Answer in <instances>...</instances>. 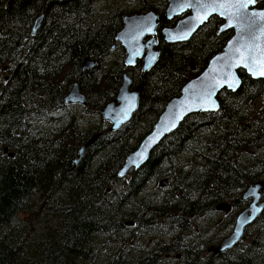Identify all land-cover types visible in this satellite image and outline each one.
I'll list each match as a JSON object with an SVG mask.
<instances>
[{"label":"trees","instance_id":"obj_1","mask_svg":"<svg viewBox=\"0 0 264 264\" xmlns=\"http://www.w3.org/2000/svg\"><path fill=\"white\" fill-rule=\"evenodd\" d=\"M126 1L0 0V264H264V210L232 249L209 250L233 229L248 183L264 181V78L239 70L242 86L217 95L219 112L187 116L144 165L119 176L167 102L232 35H219L213 16L168 44L160 31L176 18H164L167 3ZM149 10L159 16L160 55L142 74L140 60L125 65L116 35L125 15ZM85 58L95 66L83 74ZM124 73L138 107L112 131L101 109ZM75 82L85 106L65 104ZM224 202L232 213L219 219Z\"/></svg>","mask_w":264,"mask_h":264},{"label":"water","instance_id":"obj_2","mask_svg":"<svg viewBox=\"0 0 264 264\" xmlns=\"http://www.w3.org/2000/svg\"><path fill=\"white\" fill-rule=\"evenodd\" d=\"M264 1V0H258ZM167 7L164 18L171 20L188 11L189 14L178 19L173 27L161 30L166 43H183L211 17H219L223 23L218 34L232 30L223 50L214 55L204 70L189 80L182 88L179 96L165 105L151 131L140 141L138 147L131 152L119 176H124L130 169H138L144 165L152 151L169 134L174 132L181 122L194 113L217 112L219 103L217 95L222 90L235 92L241 86L239 70H243L253 79L264 78V9L256 7L257 0H166ZM44 13L34 21L32 34L41 27ZM159 17L154 11L126 15L123 27L116 35V41L125 51V65L132 67L136 61H142V74L149 72L159 58L156 28ZM95 62L89 58L82 61L81 71L90 70ZM132 80L124 73L115 98L107 103L101 113L109 122L110 130H117L127 122L138 107L139 88L131 89ZM65 104L86 105V97L80 91L78 83L72 84ZM100 134H95L80 148L74 159V167L84 156L86 148L91 146ZM10 156H13L12 154ZM167 185V179L159 183ZM264 181L249 183L241 200L251 199V203L236 217L230 234L209 250L213 255L232 249L242 239L245 229L253 224L264 210ZM231 206L227 202L220 203L217 211L228 212Z\"/></svg>","mask_w":264,"mask_h":264},{"label":"flooded vegetation","instance_id":"obj_3","mask_svg":"<svg viewBox=\"0 0 264 264\" xmlns=\"http://www.w3.org/2000/svg\"><path fill=\"white\" fill-rule=\"evenodd\" d=\"M133 1V0H132ZM141 1H143V0H141ZM163 1H165V3H167L166 2V0H163ZM140 1L139 0H134V2H132V4H138ZM261 2H264V1H258L257 0V4L258 3H261ZM257 4H256V7H257ZM264 9V8H263ZM189 14V12L188 11H186V12H184L180 17H184V16H186V15H188ZM217 18H219V17H217ZM220 20H221V18H219ZM222 22H221V24L223 23V20H221ZM220 24V25H221ZM220 25H219V27H220ZM219 29V28H218ZM228 31H231L232 33H233V31L232 30H227L226 32H228ZM220 35V34H219ZM232 36V35H231ZM157 38H158V36H157ZM158 40H159V38H158ZM158 46H159V44H158ZM158 46H157V49H158ZM159 50V49H158ZM159 55H160V51H159ZM136 64V63H135ZM135 66V65H134ZM133 67V66H132ZM249 184V183H248ZM247 190V187H246V189H245V191ZM244 191V192H245ZM244 192L242 193V195L244 194ZM241 195V196H242ZM241 196L239 197V200L243 203V206H242V208H241V210L240 211H238L237 212V214H236V216H235V219H236V217H237V215L243 210V209H245L250 203H251V199H248V200H241L240 198H241ZM263 197H264V193H263ZM263 197H262V200H263ZM228 204H230L229 202H227ZM244 203H245V205H244ZM247 204V205H246ZM219 205V204H218ZM217 205V206H218ZM216 206V207H217ZM230 206H231V204H230ZM215 210L217 211V209L215 208ZM232 207L230 208V210L228 211V212H225V211H219L220 213H223V215H225V214H231L232 213ZM218 212V211H217ZM218 212V213H219ZM235 219H234V222H235ZM232 231V230H231ZM230 234V233H229ZM228 234V235H229ZM227 235V236H228ZM226 236V237H227ZM225 238V237H224ZM241 241V240H240ZM150 244H152V240H151V242H150ZM238 244V243H237ZM236 244V245H237ZM215 245H217V244H215ZM225 252V251H224ZM223 253V252H222ZM213 254V253H212ZM220 254V253H219ZM214 256V255H213Z\"/></svg>","mask_w":264,"mask_h":264},{"label":"rangeland","instance_id":"obj_4","mask_svg":"<svg viewBox=\"0 0 264 264\" xmlns=\"http://www.w3.org/2000/svg\"><path fill=\"white\" fill-rule=\"evenodd\" d=\"M117 2H118V5H121V6H123V5H126L127 6V4H128V2L126 0H111V3H116L117 4ZM132 89H134L133 86H132ZM217 214H218L217 217L219 219H221L222 218V214H220V213H217ZM145 238H148V237H145Z\"/></svg>","mask_w":264,"mask_h":264},{"label":"bare ground","instance_id":"obj_5","mask_svg":"<svg viewBox=\"0 0 264 264\" xmlns=\"http://www.w3.org/2000/svg\"><path fill=\"white\" fill-rule=\"evenodd\" d=\"M145 1V0H144ZM141 2V1H140ZM1 31V30H0ZM139 61V60H138ZM84 74V73H83ZM240 76V75H239ZM132 78V77H131ZM263 79V78H262ZM80 85V84H79ZM242 86V85H241ZM140 97V96H139ZM87 99V98H86ZM70 107V106H69ZM220 109V108H219ZM218 109V110H219ZM219 112V111H218ZM180 127V126H179ZM87 152V151H86ZM150 159V158H149ZM127 175V174H126ZM126 177V176H125ZM244 205H245V203H244ZM247 205V204H246ZM244 210V209H243ZM232 211V210H231ZM240 211V210H239ZM219 212V211H218ZM220 213V212H219ZM221 214V213H220ZM223 214V213H222ZM263 214V213H262ZM258 219H259V217H258ZM258 223V222H257ZM245 235V234H244ZM214 246V245H213ZM236 248V247H235ZM218 255V254H217ZM214 256H216V255H214Z\"/></svg>","mask_w":264,"mask_h":264}]
</instances>
